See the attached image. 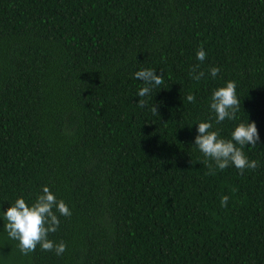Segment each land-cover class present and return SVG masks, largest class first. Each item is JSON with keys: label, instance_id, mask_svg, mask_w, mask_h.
I'll list each match as a JSON object with an SVG mask.
<instances>
[{"label": "trees", "instance_id": "trees-1", "mask_svg": "<svg viewBox=\"0 0 264 264\" xmlns=\"http://www.w3.org/2000/svg\"><path fill=\"white\" fill-rule=\"evenodd\" d=\"M140 68L164 75L144 107ZM228 80L238 120L213 130L254 121L257 167L210 173L194 124ZM44 185L66 251L24 255L0 222V264H264V0H0V210Z\"/></svg>", "mask_w": 264, "mask_h": 264}, {"label": "clouds", "instance_id": "clouds-1", "mask_svg": "<svg viewBox=\"0 0 264 264\" xmlns=\"http://www.w3.org/2000/svg\"><path fill=\"white\" fill-rule=\"evenodd\" d=\"M207 53L201 46L196 53V59L203 63ZM200 65L191 68L189 76L192 80L199 82L205 78V71L198 70ZM162 73V72H161ZM220 73L219 67H212L208 75L216 79ZM132 78L142 82L136 93L140 107L145 106L144 98H151L155 89L164 82L163 73L158 75L153 68H140L132 73ZM235 81L228 80L223 86L215 88L210 97L208 110L212 114L211 120L198 121L196 135L193 140V147L203 157V163L212 173L215 170L223 171L228 167H235L241 173L245 169H255L257 162L250 160L244 152V148H254L261 142L256 123L240 122L231 131L230 138L225 139L220 135L218 129L213 130L214 124H222L225 120H238V113L241 103L236 91ZM188 103L196 101V97L188 94L185 97ZM153 115H158V107L154 103L151 106ZM193 125H190L191 128ZM250 146V147H249ZM211 161V163H210ZM228 196L221 198V205L226 207ZM72 213L68 205L57 199L55 193L47 185L41 187L40 193L34 202L29 203L23 196H20L10 204L6 210H0V222L3 223V232L7 237L17 242L19 251L28 255L37 249L52 251L61 256L66 251V244L49 239L50 233H55L60 226V217H68Z\"/></svg>", "mask_w": 264, "mask_h": 264}]
</instances>
